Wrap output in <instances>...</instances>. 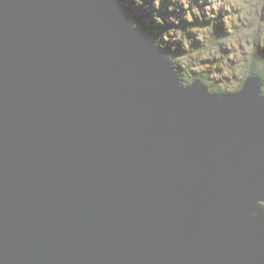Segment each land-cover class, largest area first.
<instances>
[{
  "label": "water",
  "instance_id": "95a60500",
  "mask_svg": "<svg viewBox=\"0 0 264 264\" xmlns=\"http://www.w3.org/2000/svg\"><path fill=\"white\" fill-rule=\"evenodd\" d=\"M262 86L183 84L123 0H0V264H264Z\"/></svg>",
  "mask_w": 264,
  "mask_h": 264
},
{
  "label": "trees",
  "instance_id": "16d2710c",
  "mask_svg": "<svg viewBox=\"0 0 264 264\" xmlns=\"http://www.w3.org/2000/svg\"><path fill=\"white\" fill-rule=\"evenodd\" d=\"M142 1L146 2L147 6L143 7L146 10L140 8ZM150 1L151 0H123L129 9V13L134 24L139 27L142 26L145 31L155 38L157 45L161 49L170 52L173 57V65L179 71L183 84H189L195 78L201 77L203 78L204 84L209 87L210 91L218 94L232 93L239 91L242 88L248 73L252 71L256 72L261 77L263 84L262 92L264 94V45L260 46L257 51L254 52L255 59L261 62V64L253 62L252 59H249L247 62L244 60L241 61L238 48L237 51L232 50V52L236 55L233 60L230 56L226 62L222 63L220 57L217 58V54L222 47V41L230 39L232 35L231 30L227 29L229 27L224 25L223 20L225 14L223 12H218V10L213 9L216 16L211 15L209 12H205L201 15L205 16V19H195L194 23L189 21L185 25L177 24L172 18V14L179 13V10H175V8H173L176 6L175 0H162L164 4L160 8L157 7L156 3L151 4ZM152 8L156 9L155 12L152 13V11H150V14L146 15L147 9ZM230 12L233 20V24L231 25L233 27L232 30H235L236 33L239 34V21L242 14L237 15L235 9L233 8L231 10L228 9V14ZM257 12L259 17L262 19L263 9L260 8ZM155 14L158 16L155 17ZM228 16L229 15H227V17ZM256 20L257 22L253 23V28L251 27V24L248 27L249 33L257 32L261 28L262 25H259V21L261 20H259V18H256ZM189 23L193 26H188ZM157 25L167 27L169 32L173 33H176L172 30L173 26L182 27V34L185 35V32H187L193 35L197 39V42H193V38V41L191 39L189 40V47H178L176 44H173L172 41L166 40L165 34L164 37L163 33H159L160 30ZM187 26L195 29L189 30ZM203 27H205V31H202ZM159 35H161V37H159ZM181 37L182 36H179V38ZM186 40H188V38L185 39V42ZM190 48L194 51H190ZM222 49L225 48L222 47ZM199 53L209 55V57H195V55Z\"/></svg>",
  "mask_w": 264,
  "mask_h": 264
},
{
  "label": "rangeland",
  "instance_id": "374dc122",
  "mask_svg": "<svg viewBox=\"0 0 264 264\" xmlns=\"http://www.w3.org/2000/svg\"><path fill=\"white\" fill-rule=\"evenodd\" d=\"M175 2H176V6L173 8H175V10H179V13L172 14V18L175 21V23H177V24H184L185 25L189 21L194 23L195 19H199V18L205 19V16H201L202 13H205V12L206 13L209 12L211 15H215V13L213 12V9H216V10H218V12H223L225 14L223 22H224L225 26H228L230 28V29L229 28H227V29L231 30L232 35H231L230 39L222 41L221 46L224 47L225 49H222V47H221L219 53L217 54V58L220 57V60L222 61V63L226 62L228 57H230V56H231L232 60L236 57L235 53H233L232 50L237 51V48H238L239 55H241V52H240L241 46L239 45V43L242 42V44H244L246 46L248 43V40H249L248 38L252 36L251 33H244L243 40H241V35L237 34L235 30H232L233 27L231 25L233 24V20H232L231 12L228 14V9L231 10L233 8V9H235V12L237 13V15L240 13H243L245 17L249 16V18L252 21L257 22L256 18H259V20H261V18L259 17V14L257 12V9L260 6L264 5V0L263 1L262 0H255V2H254V0H175ZM150 3L151 4L156 3L158 8L162 7L164 4L162 0H151ZM146 6H147L146 2L142 1L140 8L143 10H146L143 8ZM155 10L156 9H153V8L147 9L146 15L150 14V11H152V13L155 12ZM174 13H176V12H174ZM227 15H229V16L227 17ZM157 16L158 15L155 14V17H157ZM262 18H263V21L262 20L259 21V25H262L261 28L257 32H254L256 40H253L251 38V40L254 43L257 42L258 45H261V46L264 45V15L262 16ZM167 19H170V18H167ZM165 23H166V21H165ZM188 26H193V25H191L189 23ZM157 27L160 30L159 33H163L164 37L166 35V37H165L166 40L172 41L173 44H176V46H178V47H182V46L189 47L190 46L189 40L191 39L193 41V38H194L193 42H197V39L193 35H191L187 32H185V35L182 34L183 33L182 27L173 26L172 30L174 32H176L177 34L173 33V32H169V29L167 27H164V26L162 27V26H158V25H157ZM191 29H195V28H189V30H191ZM192 31H194V30H192ZM202 31H205V27L202 28ZM161 35H159V37H161ZM178 35L182 36V37L179 38ZM186 38H188V40H186V42H185ZM238 41H239V43H238ZM239 46H240V48H239ZM191 50H192V48H190V51ZM192 51H194V50H192ZM241 51H242V49H241ZM195 57L207 58V57H209V55L199 53V54H196ZM258 77H260V76L258 75Z\"/></svg>",
  "mask_w": 264,
  "mask_h": 264
},
{
  "label": "flooded vegetation",
  "instance_id": "af4514ba",
  "mask_svg": "<svg viewBox=\"0 0 264 264\" xmlns=\"http://www.w3.org/2000/svg\"><path fill=\"white\" fill-rule=\"evenodd\" d=\"M263 7H264V5H262V6H260L258 9H263ZM241 8V7H240ZM257 9V10H258ZM242 14V16H241V19H240V21H239V23H240V27H239V30H238V33L241 35V40H243V35H244V33H247L248 32V27L250 26V24H251V27L253 28V23H254V21H252L250 18H249V16H244V14L243 13H240V15ZM263 15H264V11H263ZM262 21H263V18L261 19ZM251 28V29H252ZM249 33V32H248ZM251 34H252V36L251 37H249L248 39V43H247V45L245 46L244 44H242V42H240L239 43V41H238V43H239V45L241 46V49H242V51H241V55H240V57H241V61L242 60H244V61H248L249 59H252L253 60V62H255V63H260L261 64V62H259V61H257L256 59H255V57H254V52H256L257 51V49L261 46V45H258V43L256 42V43H254L252 40H251V38L253 39V40H256V38H255V33L254 32H250ZM257 58H258V56H257ZM246 68V67H245ZM244 68V69H245ZM247 70H248V68H247ZM250 73H256V72H250Z\"/></svg>",
  "mask_w": 264,
  "mask_h": 264
},
{
  "label": "bare ground",
  "instance_id": "6f19581e",
  "mask_svg": "<svg viewBox=\"0 0 264 264\" xmlns=\"http://www.w3.org/2000/svg\"><path fill=\"white\" fill-rule=\"evenodd\" d=\"M239 48H240V46H239ZM240 52H241V49H240Z\"/></svg>",
  "mask_w": 264,
  "mask_h": 264
},
{
  "label": "clouds",
  "instance_id": "9594fccd",
  "mask_svg": "<svg viewBox=\"0 0 264 264\" xmlns=\"http://www.w3.org/2000/svg\"><path fill=\"white\" fill-rule=\"evenodd\" d=\"M254 2H255V0H254Z\"/></svg>",
  "mask_w": 264,
  "mask_h": 264
}]
</instances>
